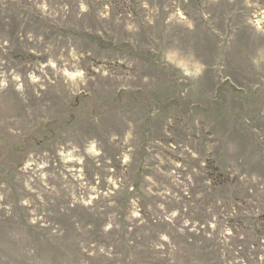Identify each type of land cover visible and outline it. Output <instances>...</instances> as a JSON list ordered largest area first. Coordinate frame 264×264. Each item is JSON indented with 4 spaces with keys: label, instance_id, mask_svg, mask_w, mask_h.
<instances>
[{
    "label": "rangeland",
    "instance_id": "rangeland-1",
    "mask_svg": "<svg viewBox=\"0 0 264 264\" xmlns=\"http://www.w3.org/2000/svg\"><path fill=\"white\" fill-rule=\"evenodd\" d=\"M0 264H264V0H0Z\"/></svg>",
    "mask_w": 264,
    "mask_h": 264
}]
</instances>
